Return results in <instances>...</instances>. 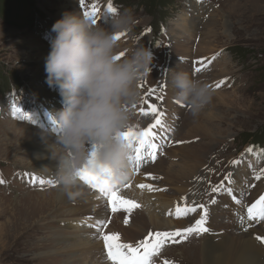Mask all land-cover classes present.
<instances>
[{
  "label": "rangeland",
  "instance_id": "374dc122",
  "mask_svg": "<svg viewBox=\"0 0 264 264\" xmlns=\"http://www.w3.org/2000/svg\"><path fill=\"white\" fill-rule=\"evenodd\" d=\"M97 1L85 0L84 7H81L80 0H0V179L3 180V175L7 179V186L0 184V264H65L62 260L66 258L69 264H81L80 260H76L80 256L81 247L73 250L74 258L68 251H65V256H63L60 255L62 245H56L58 240L52 242L50 240L51 236L54 239H60L65 228L74 229V239H78L80 242L90 241L92 238L97 240L99 249H96L94 255L87 259L89 261L86 264H100L101 262L97 253L98 251L104 253L103 245L101 247L99 245L101 242L95 238L96 229L88 226L95 223V218L79 215L71 219L69 223L71 226L65 227L63 220L59 219L68 217L69 210L65 209L57 218H53L47 208L40 212L37 211L39 210L38 207H33L31 198L40 197L36 194L47 190L50 191H47L45 196L51 198L54 193L52 189L55 187L44 185L43 190L38 183L33 185L30 182V177L35 176L45 180L53 179L54 170H47L45 176L28 168L27 164L31 161V155L28 154L29 149L23 142L25 140L21 138L23 133L15 134L14 131H10L13 130L12 127L5 125L6 123L21 122V124L35 128L38 132H43L41 125L46 112L49 110L56 113L61 110L51 102L52 98L57 97L59 89L57 86L50 87L47 83L46 60L43 62L40 55L43 51L50 49V42L56 35L52 32V26L57 20L63 18L62 9L64 7L73 14H83L93 4L96 5ZM123 1L126 8L120 5ZM150 1L152 0H119L118 3L120 4L117 6L119 9L117 14L129 12L135 21L130 30L125 31L129 38H139L142 34V27L151 24L152 37L156 39L155 47L158 51L160 50L158 57L160 68L159 63L152 62L150 76L139 81L140 101L142 98L144 100V98L152 97L150 96L151 93L147 92V89L151 87L146 85L145 81L153 84L152 89H155V92L162 90L166 95L167 82L170 88L173 86L172 79L170 81L167 75H171L170 73L177 70H173V67L167 63L170 55L174 61L186 63V68L182 71L187 72L190 76L192 75L190 71H193L195 78L210 83L214 89L211 101L198 115L195 117L190 115L189 118L184 119L179 130L172 126L177 116L174 115L173 111L167 110L165 115L167 120L162 134H165L168 140L170 137H175L177 140H174L180 141L182 144L170 145L163 150L160 148L155 162L161 166V160H163L165 164L162 167L175 169L171 178L162 176L163 174L157 172L158 169L155 171L151 169L148 172L152 174L143 176L141 171L134 172L132 169L130 179L126 183L133 184L136 189L141 191L137 187L138 183L152 184V177H155V182L159 184L158 187L166 189V192L148 191L149 195H152L153 198L158 195L156 197L158 201L165 193V195H169L168 199L173 202L175 197L181 195V193L171 195V191L178 188L176 182L182 180L178 168L194 164L188 158V151H184L185 153L180 155L178 150L197 144L200 147V149L198 148L200 150L198 156L199 159H202L199 161L201 170L197 172L200 173V176L195 179L198 183L196 181L191 183L181 197L185 198L184 201L188 199L186 202L189 201V204H193L201 196L198 200L202 199L209 208L208 226L210 231L213 230L211 220H214L224 227L222 229H228V232L238 235L244 231L238 222L239 213L242 211L245 213L247 206H250L249 203L247 206L245 204L248 194L246 187L253 183L252 188L249 189L250 198L248 199L249 201L252 200L250 202H255L258 199L257 196L264 189V176L260 180L253 177L249 181L248 178L249 169L254 162L258 161L264 165V0H207V2L204 0L201 2L198 0H167V3L172 2V4L166 6V11L161 13L160 17L154 12L155 6L151 9ZM100 4L96 6L98 7ZM104 15L98 16L97 19ZM98 22L100 24V20ZM101 26L108 27L109 25L108 23L105 25L103 19ZM125 32H123L124 35ZM204 32L209 36L205 37ZM145 35L148 36V34ZM159 36L162 37V40L157 39ZM120 41L122 42L119 49H123L125 52L132 48L135 40L121 38ZM174 41L179 42L177 43L179 45L180 42L187 44V53L191 55L202 52L200 56H204L207 60H203V58L198 60L194 56H186L187 53L184 51L182 53L177 52L184 48L186 50V45L183 44L178 50V45L173 44ZM199 41H201L200 45L197 46ZM138 44L141 43H135V45ZM173 45L176 46V52L173 51ZM163 47L164 51H161ZM158 51L156 52L158 53ZM214 55H216V59L212 60ZM180 58L182 59L179 60ZM201 60L205 61V65L197 63ZM215 61L216 63H214ZM196 67H202V71L206 72L196 73L194 71ZM219 79H221L220 82H225V85L221 84L220 88L217 89L215 83H219ZM231 81L232 84L230 85L229 82ZM171 93L172 91L169 92V94ZM59 99L63 101L62 98ZM174 102L177 103L172 97L169 103L173 104ZM30 104L37 107L32 112H29ZM177 105L181 109L185 108L189 111L188 105L180 102ZM14 106L27 113L31 119L21 120L20 113L14 116L12 114ZM136 106L138 107V104ZM180 113L182 112L180 111ZM148 119L149 116L141 115L138 121L137 119L134 120L133 128L137 130V127L148 122ZM152 120L154 121V117ZM188 120L190 121L189 124ZM202 126L203 131H198ZM48 130L51 132L49 127ZM20 142L24 143L21 145L22 148L19 147ZM250 147L252 152L246 151ZM169 148H171V152H167L168 157H163L165 156L164 150ZM22 158L25 159L24 162L18 161ZM149 160L148 157L143 160L146 166L155 164L152 161L148 162ZM203 161L204 165H201ZM233 161L238 163H232ZM242 168H245L243 177L238 179L239 182L232 184L240 191L237 196H234L235 200L226 190L219 191L220 194L222 192L227 194V197L224 198L221 196L216 198V194L214 197L208 195L206 182H216L217 185H220L223 181V188L226 189L232 178L230 176L227 185L224 184L227 180L225 178L229 174L240 175ZM170 182L172 185H169ZM123 189L125 191V188L122 187L121 190ZM93 194L95 198L99 196L97 192L93 191ZM152 196H149L148 199ZM212 199H215L216 203H210ZM102 200L105 201L106 199L102 198ZM156 200L149 207H153L152 210L155 213L162 210L165 219L170 220L171 224L170 226L155 227L147 219L140 234L146 231L149 225L147 233L176 228L174 224L183 228L199 218L198 210L196 213L188 215V219L183 217L186 220L169 216L167 213L173 209L175 202L171 204L172 207L170 208L159 207L160 210L158 211V206H153L156 204ZM181 200L177 204H185ZM236 200L241 203L237 204ZM150 201L152 199L148 200L147 204ZM108 208L110 210L109 206ZM139 209L143 211L142 206ZM104 212L110 213L106 206ZM108 216V218L111 217V215ZM185 222L187 225L184 224ZM115 223L118 224V221ZM261 224L263 227L264 221ZM109 227H111V223ZM109 227L107 231L112 232L113 229ZM215 228L218 230L213 235H192L185 242L165 248L162 250L163 258H167V260L175 258L180 264H202L204 254L202 249L205 240L215 237L217 242L222 235L219 232H223V230L214 226ZM80 229L93 231L92 234H88L91 238H87L86 234L84 236L82 231H78ZM147 233L145 235L143 233L142 238ZM125 238L130 240L126 234ZM56 253L57 255H55Z\"/></svg>",
  "mask_w": 264,
  "mask_h": 264
},
{
  "label": "clouds",
  "instance_id": "9594fccd",
  "mask_svg": "<svg viewBox=\"0 0 264 264\" xmlns=\"http://www.w3.org/2000/svg\"><path fill=\"white\" fill-rule=\"evenodd\" d=\"M135 23L131 13L108 20V27L84 15L65 13L52 26L45 72L49 86H57L63 107L55 113L59 128L52 158L57 160L53 180L73 199L81 195L80 172L95 170L113 185L130 179L134 145L123 133L134 126L133 105L140 102L139 81L150 76L153 54L135 45L119 56L117 34ZM176 99L195 117L211 101V86L177 71Z\"/></svg>",
  "mask_w": 264,
  "mask_h": 264
},
{
  "label": "bare ground",
  "instance_id": "6f19581e",
  "mask_svg": "<svg viewBox=\"0 0 264 264\" xmlns=\"http://www.w3.org/2000/svg\"><path fill=\"white\" fill-rule=\"evenodd\" d=\"M206 9H208V8H206ZM66 12L71 13V12L67 11L66 8L64 7L62 9L63 15ZM105 17L106 16L104 15L101 19H104ZM195 18H197V17H195ZM206 26H207V24H206ZM203 34L205 37L209 36V34H206L205 32ZM147 39H148V36L145 35L143 38L134 41L132 48L135 46V43H137V42L141 43L140 45H144L145 41ZM184 41L187 42L186 40H184ZM121 42L122 41L119 40V47L121 46L120 45ZM200 42L201 41H199L197 46L200 45ZM177 43H179V42H176V41L173 42V44H177ZM180 43H181L180 45L177 44L178 50L183 44H185L184 42H180ZM185 45H186V50H184L185 49L184 48L183 50H179V51H177L176 46L173 45L174 46L173 51L174 52L177 51V52H181V53H182V51H184L185 53H187L188 47H187V44H185ZM49 52H50V49H48V51H43L41 53L40 56H41V60L43 59V62L46 60V57H47ZM120 52L125 53V55L129 54V51L124 52L123 49H119V53ZM200 54H199V52L196 55H191L190 53H187L186 56H189V57L194 56L195 59H197V58L202 59L203 58V60H207V58H204V56H200ZM170 58H171V55L168 57L167 63H168V65L173 67V70L182 71L186 68V65H185L186 63H184V61H177V60L174 61L173 58H171V59ZM181 59L182 58H180L179 60H181ZM214 63H216V61ZM177 71H173V73H170V71H169V73L171 75H167V78H169L170 81L172 79V85L173 86L170 88L168 86V82H167L166 89H165L167 95L164 96L165 97L164 104L163 105L160 104L159 108L162 109L161 111L163 113H165V115L167 114V110H171L175 113L174 115L177 116V119H175V121H173L172 126H174L175 128H178V130H179V127H180L182 121L184 119L189 118L191 114L185 108L181 109L177 105L176 102H174L173 104L169 103V101L171 100L172 97L174 98L175 101H178L176 99L177 89L174 87V83H173V76H174L175 72H177ZM139 84H140V82L138 83L137 87H139ZM171 91H172V93L169 94V92H171ZM59 98H62V96L60 95V92L58 93L56 98L51 99V102L54 106L62 109V107H63L62 102L63 101H61ZM53 99H54V101H52ZM32 111L33 110L31 109L30 112H32ZM56 111H57V109H56ZM180 111L182 113H180ZM50 113H52L53 116L55 117V113H53V112H50ZM165 115L163 117V125L165 124ZM153 122L154 121L151 120L150 124H152ZM186 123H187V121H186ZM189 123H190V121L188 120V124ZM150 124H148L146 126V128ZM5 125H7V127H12L13 130H10V131L11 132L14 131L15 134L20 135L23 133L21 138L23 140H25L23 142L25 143L27 149H29L28 154L31 155L30 156L31 161L28 162V164H27L28 168L36 170V172L38 174L45 175V176L47 175V174H45V172L47 170L53 169L55 171L56 166H57V160L52 158V146L56 144V137L59 135V128H58L56 120L52 121L51 125L49 126V128L52 129V133L50 132V130H48L46 132H44V131L38 132V131H36L35 128L21 124V122L20 123H17V122L16 123H6ZM198 131L202 132L203 126L201 128H199ZM196 135H199V134H196ZM5 137H7V136H5ZM4 139H7V138H4ZM172 139H176V138L173 137ZM154 142L157 144L156 140ZM24 143L20 142L19 147L22 148L23 146H21V145ZM160 146H161V144H160ZM198 148L200 149V147H198L196 144V145H190V146L185 147V148H180V150H178V151H180V155L184 154L185 153L184 151H188V153H187L188 158L194 164L186 165V166H182V167L178 168L179 169L178 172H179V175H180L182 180L176 182V185L178 186V188H175L173 186H170V187L175 188L174 190L171 191V193H172L171 195H173V193H181V195L177 198L175 197V199H173V202L180 201V199L182 198L181 196H182L184 190L187 187H190L191 183L193 184V182H195V179H197L200 176V173H197V172L199 170H201V166L199 165V161H202V159H199L198 155H199L200 150H198ZM170 149L171 148L164 150L165 156H163V157H168L167 152L170 151ZM53 151H56L55 146H53ZM18 161L24 162L25 159L22 158ZM150 161L151 160H149L148 162H150ZM161 161H162L161 166H158L156 162H155V164L153 163V165L148 164L146 166V164L142 160L141 164H140V171L142 173V176L152 174L151 172H148L151 169L153 171L158 169L157 172H160V174H163L162 176H166V177L171 178V176L173 175V170L175 171V169H173V168L172 169H166V167H162V165L165 163L163 162V160H161ZM149 165H151V166H149ZM201 165H204V161L201 163ZM255 169L257 170V166L255 167ZM234 172H235V170H234ZM246 172H248L247 169H246ZM244 173H245V168H242L240 170V175L231 174L232 179L230 181L229 186L226 187V189H228V188L231 189V191H232L231 197L237 196L239 194L240 191L235 186H233L232 184H233V182H239L238 179L243 177ZM254 173H256V172H253V175H254ZM262 176H264V175H262ZM228 180L229 179H227L224 182L225 185H227L229 183ZM136 182H138V181H136ZM151 182H152V185H154L156 188L160 189V187H158L159 184H157L155 182V179L151 180ZM169 185H172V182H170ZM133 186L134 185L131 184V187L125 188V191H124V189L121 190V194L125 198L134 200L137 203H139L142 206L143 211L138 208V209H135L130 215L127 213L112 214L111 211L109 210L108 206H107L106 200L103 201L102 198H100V199L95 198L93 191L82 183L79 186V190L81 192V195L76 197V198L69 199L64 194V192L61 188H59L58 186H55V188L52 189L54 193L52 194L51 198H49V197L47 198L45 196L47 191H50V190H47L46 192H41L39 194H36V195H40V197L39 196L33 197L30 199V201H32L34 208L38 207L37 209H39V210H37V211L43 212V210H45L47 208L49 211V214L53 218H55V217L57 218V216L61 213V211H65V209L69 210L70 214L68 217H65L64 219H59V220H63V222L65 223V227L71 226V225H69L71 219H73V217H78L79 215H83L85 217L91 216V217L95 218L96 220L104 219V218L108 219V217H109L108 215H111V217H110L111 227H109V228L113 229L112 232L119 233L121 236V240L123 242L135 243L139 239L141 240V238L147 233L150 225L148 226L147 230L143 232L144 235H143V233L140 234V232L143 229V226H145V222L147 219H148V222L151 223L153 226L155 225V227H157V226H160V227L170 226L171 221L168 219H165V217H164L165 215H163L164 212H161L162 210H160L159 207L164 208V209L170 208V207H172L171 204L173 202H171V199H168L169 195H165V193L163 194V196H161V200L157 201L156 197H158V195H155L154 196L155 198H153L152 195H149V192L147 189H140L141 191H139L138 189L135 188V186L134 187ZM252 186H253V183L249 184L246 187L247 191L249 192V195H250L249 189L252 188ZM170 187H168V188H170ZM257 191H259V190H257ZM36 193H38V192H36ZM143 193H145L146 195ZM254 193H256V192H254ZM159 194H160V192H159ZM261 195H264V189L259 196H261ZM145 196H147V197H145ZM149 196H152V197L148 199ZM220 196L224 198V197H227V194L225 192H222L219 195V198H220ZM259 196H257V198H259ZM248 198H250V197H248ZM147 199L148 200L152 199V201H150L147 204V201H148ZM155 200L157 202L153 206H155V205L158 206V208L157 207L156 208L158 209V211L160 210L159 213H155L152 210L153 207H151V208L149 207V206H152V202H155ZM219 200L222 201L223 199H219ZM223 201H225V200H223ZM250 201H252V200L250 199ZM250 201L248 202L249 204L254 203V202H250ZM105 206L110 213L107 214V212H104ZM101 211H102V213L100 214ZM239 214L245 216L244 211H242ZM125 215H129L130 222L124 226L123 217ZM216 215H219V214H216ZM145 216H146V218H145ZM172 217H175V216H172ZM96 220L94 222H96ZM116 221H118V224L115 223ZM186 223L187 222H185L184 224H186ZM261 223L262 222H259V223L251 222V227L248 228V231H243L238 235H234L230 231L228 232L227 231L228 229H226V230L222 229V228H224L222 225L218 224L214 220H211V227L213 230L209 231L208 233H205V234L206 235H213V233H217L216 230H218V229H216V228L214 229V226L217 228H220V230L222 229L223 232H221L222 235H220V238H218L219 240L217 242L214 239L215 237H210L208 240H205V242L203 243V249L202 250H203L204 254H203V258H202V264H264V247H262V245L255 238L258 235L261 237L264 235L263 234L264 233V229H263L264 226L262 227ZM174 226L176 228H173V229H180L179 227H177V225L174 224ZM245 226H247V224ZM86 229H88V228H86ZM169 230H172V229H169ZM78 231H82L84 233V236L86 234L87 238H89V239L91 237H89L88 234L93 233V231L90 232L88 230L86 231V230H82V229H80ZM23 234L25 235L26 232ZM74 234H75L74 229L71 230V229L65 228L64 231L61 233L60 239H57V238L54 239V237L51 236L50 240H51V242L58 240L56 245H60V244L62 245V247H60V255H63V256H65V251H68L71 253L72 257L74 258V255L72 253L73 250H75V248L81 247L80 256H79V258L77 257L76 260H80L81 264H86L89 261L87 259L90 258L92 255H94V252L96 251V249H99L98 245L96 243L98 241L92 238V239H90V241L80 242V241H78V239H76V240L74 239ZM125 234H126V236H129L130 240L125 238ZM100 242L101 243H99V245L102 247L103 243H102V241H100ZM98 254H99V256H98L99 260H101L100 264L101 263L106 264L104 253H100V251H98L97 255ZM55 255H57V253ZM44 258H46V257H44ZM66 259L62 260V262H64L65 264H69V262Z\"/></svg>",
  "mask_w": 264,
  "mask_h": 264
},
{
  "label": "snow or ice",
  "instance_id": "6c2138e0",
  "mask_svg": "<svg viewBox=\"0 0 264 264\" xmlns=\"http://www.w3.org/2000/svg\"><path fill=\"white\" fill-rule=\"evenodd\" d=\"M81 7H84L85 0H80ZM99 8L93 4L90 11H85L83 15L86 18L91 17L94 23H98L101 19H97L99 14ZM107 14H115L117 9L113 6L111 2L107 5ZM124 33L117 34V39H121ZM125 53L120 52L118 58H122ZM219 55V53H217ZM212 60L216 59V55H214ZM200 65H205V61H197ZM203 70L202 67H196L194 71L196 73H200ZM223 81L217 83L215 87H220ZM142 86V85H141ZM156 90L149 88L147 89L148 93H154ZM160 100H164L165 97L160 95L158 97ZM143 100V98H142ZM179 103V101H177ZM133 107H137L133 105ZM20 113L21 120H29L31 117L23 112L20 108L13 107L12 114L15 116ZM139 114L142 116L151 115L154 117V122L150 124L147 128H143L140 130H136L133 127L129 128L128 131L123 133V136L129 140L131 144L134 145L133 148V171H140L141 161L144 159L145 155L152 161L155 162L157 158V153L159 148L162 146H158L155 141L156 132L155 129L158 126H163V117L165 113L160 111L158 105L153 103H148L144 101V107L139 109ZM177 143H181L177 141ZM246 151L252 152V148H248ZM232 163H238L237 161H233ZM264 175V170H261L259 173H254V178L256 180H260L261 176ZM231 174L225 179H230ZM155 179V177H152ZM80 180L86 185L89 189L94 192H98L99 196L97 199L101 197L106 199L108 206L110 207V211L112 214L118 213H127L131 214L135 209L141 207L139 203L134 200L127 199L121 194V188H129L131 187L130 183H124L123 185H113L107 179H102L99 174L95 172L94 169L85 167L80 172ZM30 182L33 185L37 183L43 189L44 185H48L49 187H55L56 182L53 179H41L35 176L30 177ZM4 181L0 179V184H3ZM140 189H147L148 191H166V189H158L152 184L141 183L137 185ZM221 190H226L229 194H231V189L223 188V181L220 185L212 188V192H218ZM184 200L185 198H181ZM235 200L236 198L233 197ZM210 203H216L215 199H212ZM236 203H241L239 200H236ZM200 209L199 218L194 221V223L182 229H175L172 231H155L149 232L147 235L135 242H123L121 240V236L116 232H108L107 229L109 224L111 223V219H99L96 220L94 224H89L88 226L96 229L95 238L102 241L103 243V252L106 260V264H157V260L162 254V250L166 244H179L188 240V238L192 235H202L208 233L210 228L206 225L208 224L209 218V208L205 204L195 205L193 204H176L174 210L170 209L167 213L169 216H175V218L180 219L183 217H187L189 214L196 213L197 210ZM129 215H125L123 217V222L127 225L130 222ZM264 221V195L259 196L258 199L255 200L254 203H251L250 206H247L246 209V217L244 215L238 216V222L241 224L244 231H248V228L251 227V222H262ZM247 224V226H245ZM256 240L260 243L264 244V237L256 236ZM160 264H174V262L169 260H163Z\"/></svg>",
  "mask_w": 264,
  "mask_h": 264
},
{
  "label": "trees",
  "instance_id": "16d2710c",
  "mask_svg": "<svg viewBox=\"0 0 264 264\" xmlns=\"http://www.w3.org/2000/svg\"><path fill=\"white\" fill-rule=\"evenodd\" d=\"M171 4H172V2L167 3V0H162V1L161 0H152V1H150L151 9H152L153 6H155L156 9H155L154 12L157 15H159V17L161 16V13L166 11V9H167L166 6L171 5Z\"/></svg>",
  "mask_w": 264,
  "mask_h": 264
}]
</instances>
